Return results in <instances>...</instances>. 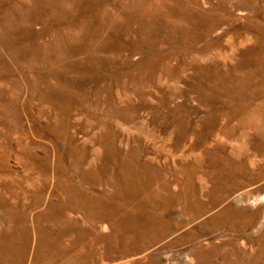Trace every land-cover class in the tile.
I'll list each match as a JSON object with an SVG mask.
<instances>
[{
  "label": "rangeland",
  "instance_id": "obj_1",
  "mask_svg": "<svg viewBox=\"0 0 264 264\" xmlns=\"http://www.w3.org/2000/svg\"><path fill=\"white\" fill-rule=\"evenodd\" d=\"M0 264H264V0H0Z\"/></svg>",
  "mask_w": 264,
  "mask_h": 264
}]
</instances>
